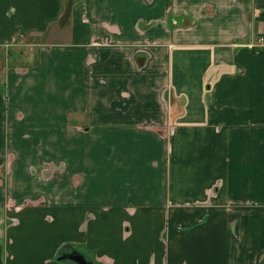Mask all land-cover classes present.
Instances as JSON below:
<instances>
[{
  "label": "crops",
  "instance_id": "crops-1",
  "mask_svg": "<svg viewBox=\"0 0 264 264\" xmlns=\"http://www.w3.org/2000/svg\"><path fill=\"white\" fill-rule=\"evenodd\" d=\"M263 21L0 0V264H264Z\"/></svg>",
  "mask_w": 264,
  "mask_h": 264
},
{
  "label": "built area",
  "instance_id": "built-area-1",
  "mask_svg": "<svg viewBox=\"0 0 264 264\" xmlns=\"http://www.w3.org/2000/svg\"><path fill=\"white\" fill-rule=\"evenodd\" d=\"M250 46L255 48H264V22L262 24L260 33H258L256 36V40L250 43Z\"/></svg>",
  "mask_w": 264,
  "mask_h": 264
},
{
  "label": "water",
  "instance_id": "water-1",
  "mask_svg": "<svg viewBox=\"0 0 264 264\" xmlns=\"http://www.w3.org/2000/svg\"><path fill=\"white\" fill-rule=\"evenodd\" d=\"M60 258H69L73 261H76L80 264H85L86 263V260L84 259L83 255L79 254V253H76L74 251H71L70 253L68 254H62L60 256Z\"/></svg>",
  "mask_w": 264,
  "mask_h": 264
},
{
  "label": "rangeland",
  "instance_id": "rangeland-1",
  "mask_svg": "<svg viewBox=\"0 0 264 264\" xmlns=\"http://www.w3.org/2000/svg\"><path fill=\"white\" fill-rule=\"evenodd\" d=\"M12 204H13V203H12ZM12 204H11V203H9V206H10V207H12ZM88 256H90V254H88Z\"/></svg>",
  "mask_w": 264,
  "mask_h": 264
},
{
  "label": "trees",
  "instance_id": "trees-1",
  "mask_svg": "<svg viewBox=\"0 0 264 264\" xmlns=\"http://www.w3.org/2000/svg\"><path fill=\"white\" fill-rule=\"evenodd\" d=\"M264 22V21H263Z\"/></svg>",
  "mask_w": 264,
  "mask_h": 264
}]
</instances>
